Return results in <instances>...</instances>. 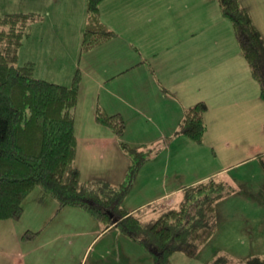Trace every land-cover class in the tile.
<instances>
[{
	"label": "crops",
	"instance_id": "0c3cea01",
	"mask_svg": "<svg viewBox=\"0 0 264 264\" xmlns=\"http://www.w3.org/2000/svg\"><path fill=\"white\" fill-rule=\"evenodd\" d=\"M78 1L79 9L69 12L67 5H70V0H37V3L35 0H27L28 5L35 4L37 7L24 9L10 6L0 9V15L30 11L43 15V19L34 23L30 29V34L35 31L30 56L26 54L20 61L19 50L18 64L32 62L37 77L64 85H70L73 76L80 70L75 128L76 161L82 178L119 184L124 180L129 162L119 146V138L110 128L97 122L96 109L99 105L109 113L119 112L123 115L126 121L124 140L131 146H150L157 140H162L165 146V156L149 160L140 170L136 182L143 184L142 197L139 203L125 206L130 212L156 200L171 204L183 187L214 175H220L228 182L230 180L226 179L227 175L235 182H246V179L241 178L242 173L235 175L233 169L238 165L241 167L246 161L257 159V154L264 153V145L259 144V141L252 150L237 143L242 124L247 128V137L256 139L251 123L256 128L259 115L264 111L259 89L254 82L256 80L249 67L240 64L235 55L226 53L224 48L210 52L205 42L195 41L191 36L172 40L168 44L167 36L161 37L155 28L165 26L161 21L163 10L169 9L170 15L177 11L176 7L171 8L168 0H104L100 5L101 17L116 35L82 54L81 35L86 22L87 1ZM40 31H43L41 34H44V38L39 43ZM261 33L264 38V33ZM43 42L44 49H41L40 44ZM216 42L217 38L214 40ZM169 48H173L171 53L167 52ZM43 55H47V59L41 65L39 57ZM118 79L120 82H115ZM103 89L105 95L101 94ZM97 91H100L99 97L96 96ZM200 100L208 105L205 114L207 131L204 142L197 147L177 131L185 109ZM214 119L220 124L217 126L219 142L211 135ZM226 122L227 128H224ZM175 134L178 136L173 137ZM182 144L183 147H179ZM82 147L83 153L80 152ZM104 151L110 156L106 161L109 170L104 172L102 169L94 173L87 171L84 167L85 158L93 157H87L86 154H95V157L104 159ZM112 154L114 157H111ZM184 154L190 156L186 163L173 167V157L179 162ZM169 164L172 168H169ZM243 173L246 174V171ZM161 177L162 184L156 188ZM34 192L36 196L31 198L30 194L24 202L23 216L28 211L32 212L33 223L27 226V230L39 231L31 243L39 241L43 235H47L46 238L38 246H24L29 240L21 237L20 246H9L7 249L2 246L1 255L10 257L9 264H60L58 256L62 249L58 246H45L59 239L56 232L58 229L54 226L48 228L49 222L44 227L41 225L52 215L50 210H44L46 202L54 208L55 200L43 190L35 189ZM235 195L233 193L222 200L235 202L238 199ZM220 203L217 204V213ZM230 205L234 206V203ZM76 213L81 214L70 210L68 218L74 220ZM99 225L93 224L90 231L81 234L94 237L84 255L86 258L92 248L86 259L87 264H133L131 246H115L119 239H123L121 232L115 237V226L104 230L102 224ZM105 235H111V240L102 242V246H91ZM83 242L86 240L79 241L78 246H75L76 243L71 246L73 253L65 264H78L75 254H83ZM142 253V259L146 260L144 264H148L149 254H144L143 250ZM179 253L172 255L170 264L185 262L184 256ZM257 255H264V252L253 256ZM140 256L138 262L141 261ZM211 258L206 264H209Z\"/></svg>",
	"mask_w": 264,
	"mask_h": 264
},
{
	"label": "trees",
	"instance_id": "16d2710c",
	"mask_svg": "<svg viewBox=\"0 0 264 264\" xmlns=\"http://www.w3.org/2000/svg\"><path fill=\"white\" fill-rule=\"evenodd\" d=\"M104 0H87V16L80 52L94 49L115 37L101 17ZM228 17L239 48L259 84L264 100V38L249 10L240 0H217ZM38 12L0 15V220H20L24 202L37 187L65 207H80L94 216L106 230L119 232L140 244L151 255L152 264H170L177 252L193 257L217 232V204L230 195V184L220 175L183 187L171 204L156 200L130 212L125 198L135 186L142 167L151 158L148 146L134 147L123 136L126 121L119 112L96 109V120L110 128L129 159L124 180H84L77 165L76 108L81 72L70 85L34 74V63L18 64L19 50L40 22ZM167 90L165 87H163ZM208 105L200 100L187 107L177 133L197 144L204 142ZM39 231L26 230L25 240ZM220 255L209 264H223ZM248 264H264V255Z\"/></svg>",
	"mask_w": 264,
	"mask_h": 264
},
{
	"label": "rangeland",
	"instance_id": "374dc122",
	"mask_svg": "<svg viewBox=\"0 0 264 264\" xmlns=\"http://www.w3.org/2000/svg\"><path fill=\"white\" fill-rule=\"evenodd\" d=\"M35 1L37 3V0ZM168 1L169 5H171V8L176 7L177 11L174 15H170L169 9L163 10L165 15L162 13L161 17H163V19L161 21L165 24V26L155 27L161 37L167 36L166 38L168 44H170L172 40H176L185 36H191L195 38V41L201 40L205 42L208 45V50L210 52H212L211 50L221 51V48H224L225 50H227L226 53L235 55L236 60L239 61L240 64H242L246 68L249 67L239 48L232 22L222 13L217 0ZM240 2L242 5L247 7L252 19L264 33V0H240ZM69 3L70 5H67L69 6L67 7L69 12L79 9L78 0H70ZM10 6L16 8L25 7L24 9L33 6L37 7L35 4L28 5L27 0H0V9ZM41 32L43 31H40L38 33L39 43L40 40H42V37L44 38V34L42 35ZM34 36L35 31L30 34V37L24 40L20 48V61L23 59V57H26V54L30 56V50L32 49V40ZM215 38H217L216 43H214ZM40 45L41 49H44V42ZM172 49L173 48H169L167 52L171 53ZM46 59L47 55L39 57V63L41 65H44ZM115 82H120V79ZM254 82L257 84V89H259L260 92L258 82ZM99 93L100 91H97V97H99ZM105 93L106 91L103 89L101 91V94L105 95ZM260 102L264 108V100L262 98L260 99ZM96 103H98V100ZM219 125L220 124L217 119H214L213 127L211 128L212 134L210 133L218 142L219 135H217V126ZM226 125L227 122L224 128H227ZM251 127V130L256 132L255 140L247 137L246 134L248 131L246 130L247 128L244 127V124H242L240 127V138H237L238 145L246 147L250 150L254 149V146L258 145V141L259 144L264 145V111H262L259 115V120L256 128H254L253 123H251ZM256 129L258 130L256 131ZM175 136H178V134H175L173 137ZM184 137L192 142L191 144L194 146L198 147L199 145H201L195 143L186 136ZM123 139H125L124 136ZM161 141L162 140H157L153 145L148 146L152 150L150 160L153 161L156 158H162V156H165V152H163L165 146L163 147V142ZM220 144H222V142ZM179 147H183V144L181 146L179 145ZM83 149L84 147L80 149V152L83 153ZM257 155H259L257 159L246 161L242 163L243 165L241 167L240 165H238L233 169V174L237 175L239 174V172H241V178L246 179V182H235L234 179L229 177L230 175L226 176V179L230 180V195L236 193L235 196L238 199L235 202L231 200L227 201V199H221L222 201L220 200L221 203L218 207L219 210L217 213L218 228L215 235L201 248V250L195 257H189L183 253H179L180 256H184L183 258L185 262H177V260H174V262H177V264H206L211 257L213 258L214 255L219 254V257H221L223 264H248L247 259L249 257L253 256L254 254L264 252V153H259ZM86 156L93 157L92 159L85 158L84 167L87 169V171H91V173H94V171H102V169L104 172L109 170V167L106 168V161L110 159V156L107 155L105 151L104 159H99V156L95 157V154L92 155L87 153ZM111 157H114L113 154L111 155ZM189 157V155L184 154L179 162H177L173 157V167L175 165L180 166V164H185L187 161L186 159ZM170 167L172 168V166L169 164V168ZM244 170L246 171V174L243 173ZM162 180V177L158 180L156 188L162 184ZM244 183H248V185L246 186V184ZM143 188V184L140 185V183L138 184L136 182V185L134 186L132 191L129 193L127 198H125L124 206H130V203L131 205L139 203V199H141L142 197L141 192ZM36 190L42 189L40 187H37ZM34 196H36V193L32 191L31 198H33ZM231 202L234 203V206L230 205L233 204ZM55 204L56 207L52 208L53 205H49V203L46 202L47 207L44 208V210H50L52 215L50 218L45 219V221H43L41 225H43L44 227L46 226V223L49 222L50 227L48 228H52L53 226L56 227L58 229V231L56 232L57 234H59V239L51 242L50 245L46 244L45 246H58V248L62 249L61 253H59L58 260L60 264H65L69 259V255L73 253V251L71 250V246H74L75 243V246H78L77 243L79 241L86 240V242H83L81 245L84 246L83 254H80L79 256L75 254V257L76 259L78 258V264H87V258L92 248L89 250L86 258H84V255L86 253V249L90 245V242L93 241L94 237L93 235H90L89 237L88 234H81L90 231L93 224L101 225V223L83 208L69 206L57 212L58 203L56 200ZM70 210L80 212L81 214L77 215L76 213L74 220H72L68 218ZM32 216H34L33 213L28 211L20 220L17 221L12 219L0 220V248L2 246H4L6 249L9 246H20V239L23 236L24 232L27 230V226L30 225V223H33ZM119 233V230L116 229L115 233H113V236L116 237V234ZM120 234V236H122L123 238V241L121 239H119L118 242L115 241V246H131V253H133L134 255L133 264H144L146 260L145 258L142 259V250L146 255L149 254L147 253L148 251L140 244L125 237V235H123L122 233ZM46 236L47 235H43L39 239V241H34V243H31L32 240H29L28 243H26L24 246H38L41 242L44 241ZM110 236L111 235H105L104 237H100L101 239L98 238L94 243L91 244V246H102V242L111 240ZM112 241L114 240L112 239ZM139 255L142 256H140L141 261L138 262ZM149 257L150 259L148 261V264H152L150 254ZM9 259L10 257H8L7 255H1L0 252V264H4L5 262L9 264Z\"/></svg>",
	"mask_w": 264,
	"mask_h": 264
}]
</instances>
